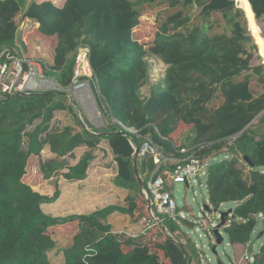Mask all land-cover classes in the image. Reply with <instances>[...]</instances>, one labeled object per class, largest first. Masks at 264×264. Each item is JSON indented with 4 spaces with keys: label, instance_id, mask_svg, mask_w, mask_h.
<instances>
[{
    "label": "trees",
    "instance_id": "1",
    "mask_svg": "<svg viewBox=\"0 0 264 264\" xmlns=\"http://www.w3.org/2000/svg\"><path fill=\"white\" fill-rule=\"evenodd\" d=\"M233 1L66 0L62 8H57L51 2L0 0V46L8 44L15 54L17 15L35 21L41 35L58 39L52 70L60 74L56 80L62 85L72 77L75 50L81 44L88 46L106 113L113 112L116 117L110 114L111 117L138 132L109 133L115 125L105 130H86L75 115L74 104L62 93L0 94V264H52L49 253L57 247L49 230L75 221L79 232L63 248V264L192 262L185 247L165 227L121 241L111 233L109 225L102 223L115 212L134 217L138 195L144 211L138 214L139 219L148 216L135 165L145 187L155 166L151 157L138 161L131 147L133 143L140 148L145 139L153 141L164 154L181 157L176 151L242 133L229 149L234 155L231 160L207 166V203L215 210L222 204L234 205L235 219L227 218L223 232L233 246L249 244L256 217L261 215L264 220V91L253 97L249 88L252 77L264 86L262 59L257 57V66L251 64L258 50L253 39L259 40L261 31L255 19L259 21L264 16V0ZM142 6L150 11L157 7L175 11L157 27L154 38L148 37L145 40L150 41L143 43L134 38V30L143 26ZM188 7L198 8V24L190 26L191 19L185 15ZM213 15H220L230 26L229 33L208 35V30L214 28V22L209 20ZM25 29L24 35L28 32ZM149 56L162 62L165 72L145 98L141 89L151 73ZM261 56L264 58V52ZM57 111H68L77 129L67 126L50 130ZM259 114L257 126L246 128ZM176 134V140L183 134L187 143L178 145ZM134 136L142 143L135 144L131 138ZM101 141L108 142L117 163L116 185L130 192L127 207H108L89 216L66 218L45 214L41 205L54 203L60 191L55 185L54 195L46 197L28 185L37 176L29 158H40L48 146L56 159L40 161L43 179L61 176L69 182L81 181L87 178V170L95 159L93 152ZM81 147L87 152L77 164L70 166L60 161L72 157L74 150ZM214 147L202 154L208 155ZM237 155L248 157L254 164L247 179ZM64 169L67 172L62 174ZM144 173L148 175L143 176ZM181 222L194 228L192 223ZM144 240V250L138 249L136 243ZM143 253L148 256L142 258ZM256 264H264V244Z\"/></svg>",
    "mask_w": 264,
    "mask_h": 264
},
{
    "label": "rangeland",
    "instance_id": "2",
    "mask_svg": "<svg viewBox=\"0 0 264 264\" xmlns=\"http://www.w3.org/2000/svg\"><path fill=\"white\" fill-rule=\"evenodd\" d=\"M140 11H141L140 21H141V25L143 26L142 27L138 26L134 30L135 33L134 38L136 40H141L142 43L147 41L149 42L150 40H145V39H147L148 37L152 38L153 36H155L157 32L156 30L157 27H159L160 24L163 21H165V19L168 16L174 14L175 12L172 10H164V7H157L156 9L150 11L143 6L140 8ZM198 13H199L198 8L195 7L187 8L185 15L189 16L191 19L190 26H193L196 23L198 24L197 21ZM209 20L214 22V28L212 30H208L207 32L208 35L230 32V26L227 25V23L221 18L220 15H213ZM14 23L17 24V26H15L16 35H17L15 36L17 41H15V45L13 46L16 49L15 54H17V56L20 58L23 57L30 58L38 63L39 71L42 75L37 76V78L41 77L43 79H56L60 74L52 70L53 60H54V50L51 40H48L45 43L44 39L38 38L34 34L31 35L30 38L32 39V43L26 44V42H28L29 40L26 42L22 40L24 35V33L22 32L24 31V28L22 29L21 27L19 15L16 17V20H14ZM32 28L33 26L29 25L28 27H26L25 30L31 32ZM42 44H45V47L42 46ZM3 48L5 49L10 47L8 44H3L0 46V49ZM20 48L22 49V52H20ZM257 57H259L258 50L254 53V59L251 63L252 66L259 65L260 61L257 60ZM147 60L149 65L151 66L150 69L151 73L148 83L141 89V93L143 94V96H145V98L151 95L152 88L157 85L159 77H161L165 72V66H163L162 62H160L158 59L149 56ZM70 61H72V59H70ZM255 81L256 79L253 78L249 86L254 96H258L264 91V86L259 85ZM157 94H159V92ZM70 102L72 103V105L74 104L75 115L79 119V121L84 125V128L86 130H91L92 127L88 122V117L83 110L84 108H81V106L75 99H73L72 101L70 99ZM218 103H220V101H218ZM110 114H112L113 117H116L113 112H110ZM259 116L256 118L255 124L253 122L254 126H257L258 123L257 119L259 118ZM105 121L108 124L107 128L113 127V125L111 124L112 118L105 115ZM67 126H71L77 129L72 115L68 113V111L55 112L54 118L50 123V130H62ZM112 130H117L116 131L117 133H124L118 125H115V127L111 129L109 133L114 132ZM183 134L180 136L181 139ZM131 138L133 139L134 143L137 145L142 143V140L139 137L134 136V138L133 137ZM184 141L185 143H187L185 139ZM101 142L102 143H100L99 146L93 152L94 155H96L97 163L91 168V170L94 168H99L102 170V172L108 175V178H110V180H116V176L119 170L116 169V167L112 163L111 158L113 157V155L112 154L109 155L106 151V150H110L109 145L107 144L108 142L106 141H101ZM234 144H235V140H230L228 138L223 143H219L217 147L212 148L211 152L208 153V155L205 156L204 154H202L201 158L204 159V163H205L203 170L205 168L206 174L204 171H202L199 178L191 179L188 188L187 186H185V184L183 185L175 184L173 186L172 195L178 205V211L185 216V218L187 219L185 221L194 224L195 226H197V229L192 230V228H187L186 226H184L181 221L178 222L172 221L171 219H168L167 217L158 214L160 219L163 220V226L166 228V230L170 231L172 236L176 238V240L180 244H182L183 247H185L186 252L191 257L192 260L191 264H220V262L222 264H237L239 262L240 264H252L253 256L255 254H258L261 246L264 244V220L263 217L260 215L256 217L257 220L256 228L252 233L249 244H247L245 248H238L235 250L233 245L229 242L228 236L224 234L222 228L220 230V234L222 235L224 242L222 245L217 246L216 248L217 255H214L212 253V247L216 243V239L213 234V228L219 224V216L217 215V213L214 212L215 209L207 203L208 202V197H207L208 188L206 187L207 166L217 164L222 161L231 160L234 157V155L231 154L229 149L234 147L235 146ZM85 152H87V149L85 147L77 148L76 150H74L72 157H66L64 159H61L60 161L62 162L65 161L68 165L74 166L75 164L78 163V161L81 159L82 155ZM237 156L239 159V167L244 171V179H247L251 167L244 162L243 160L244 157H242V155H237ZM41 157L40 158L30 157L29 159L30 163L34 166L33 169L36 171L37 174V176L30 179L29 182L30 186L33 188V190H35V192L42 189V187H39L38 183L39 182L43 183L42 181H40L42 180L41 179L42 174L39 168L40 161L42 160L46 162V161H53L56 159V156L50 153L47 147L43 149ZM172 161L173 160H171V162ZM176 161H174L172 164H166L165 168L171 169V167H173V165L177 163ZM141 169L139 168L140 171ZM66 172L67 169L62 170V174ZM138 200L139 201L141 200V197L139 195H138ZM205 205H208L212 209L211 212H206L204 210ZM233 208L234 205L232 204H222L218 208L219 209L218 211L227 212L228 210L231 209L233 210ZM129 216L130 215H128L127 217H123L122 219H119L117 221L119 230L123 231L117 234L118 238H120L121 241H124L127 238H131L129 237L130 235L138 236V234L127 232L128 229L127 226L125 227V222L129 218ZM145 224L146 223H143V227L145 226ZM139 226L141 228V225ZM171 227H173L175 230L173 231ZM125 231L127 233H124ZM261 232L263 233V235L258 238ZM48 234H50V236L53 237L57 247L54 251L49 253L50 261L52 264H63L62 250L63 248H66L70 244L71 236H69L67 230L63 228L60 230L50 229ZM136 245H138L137 246L138 249L144 250L142 248L145 245H143L142 241L136 243ZM124 250H126V248H124ZM244 252L246 253L247 256H249L252 259L251 263H246L243 261L245 257ZM147 256H148L147 253H143L142 258H146Z\"/></svg>",
    "mask_w": 264,
    "mask_h": 264
},
{
    "label": "built area",
    "instance_id": "3",
    "mask_svg": "<svg viewBox=\"0 0 264 264\" xmlns=\"http://www.w3.org/2000/svg\"><path fill=\"white\" fill-rule=\"evenodd\" d=\"M90 48L86 45H80L73 55V73L70 82L62 85L56 79L37 78L42 74L39 71V65L30 58H20L9 50L0 54V94H37V93H62L71 101L77 100L81 108L88 117V122L95 130L107 128L105 121L106 105L102 102L100 96V87L98 79L90 65ZM26 66V71L23 66ZM112 118V125H118L123 132L136 135L138 132L133 128H128L117 119ZM242 133L228 137L230 140H237ZM226 138V139H228ZM223 139L207 145H199L193 149H181L176 151L181 157H176L172 153L164 154L159 150L153 141L145 139L140 148L131 143L134 156L138 161L151 157L155 166L149 181L146 183L142 194L150 207L146 206L148 216L142 217L143 227L140 235H130L129 237H139L145 235L150 229L163 226V220L158 214L171 220H187L185 216L178 211V205L173 198L172 189L175 184H190L191 179L200 177L202 171L205 172L204 159L201 158L202 151L217 146L226 141ZM171 160H173L171 162ZM177 160V161H176ZM175 163L171 169L165 168L166 164ZM167 169V170H166ZM188 184V185H186ZM207 187V186H206ZM217 210V215L219 216ZM220 218V216H219ZM196 223V222H194ZM197 229L194 225L192 230ZM244 262L251 263L252 259L245 255ZM237 264H240L237 263Z\"/></svg>",
    "mask_w": 264,
    "mask_h": 264
},
{
    "label": "crops",
    "instance_id": "4",
    "mask_svg": "<svg viewBox=\"0 0 264 264\" xmlns=\"http://www.w3.org/2000/svg\"><path fill=\"white\" fill-rule=\"evenodd\" d=\"M34 2H36L38 4L42 3V2H51L53 5H55V7L62 8L64 6L66 0H41V1L34 0ZM248 3H249V1H248ZM235 4H236V2H235ZM250 10H251V5H250ZM21 15L22 14H19L20 24H21L22 29L23 28L25 29L29 25L33 26L32 31L30 32V36L27 37V33H28L27 32L25 35H23L22 40H24L26 42V41L30 40L31 35L35 34L36 37L44 39L45 43L48 40H51V43L53 44V50H54L56 43H57V40H58L56 38V36L46 37L44 35H41L37 30L39 27V24L33 20H30V19H22ZM253 16H254V14H253ZM16 17L14 20H16ZM254 19H255V16H254ZM255 22L258 23L259 26L258 25L257 26H258V28L260 27L259 31L260 30L261 31L259 32V40H255V39H253V40H254L255 44L257 45L258 55L262 59V62L264 64V58L261 56V52H264V16L259 21L255 19ZM16 26H17V24H16ZM20 31H21V28H20ZM22 33H24V31ZM17 34H18V31H17ZM15 35H16V33H15ZM16 36H15V38H16ZM26 44H28V42H26ZM261 45H262V48H260ZM42 46L45 47V44H42ZM5 50L11 51L10 48L3 49V51H5ZM253 78L254 77H252V79ZM252 79H251V81H252ZM249 88H250V86H249ZM252 95H253V97H256V96H254L253 93H252ZM262 113H264V112H262ZM259 115H261V114H259ZM255 120L252 121L246 128H248L251 124H253V122L255 124ZM257 121H258V119H257ZM107 127H108V124H107ZM185 138H186L185 136L182 137V139L180 137H178V140H176L177 139V134H176L174 137V140L178 141V145H179V144L183 143ZM258 138L259 137H256L255 140H259ZM46 147L49 150V147L48 146H46ZM183 148H186V147H183ZM106 151L109 155L112 154L111 149L106 150ZM49 152H50V150H49ZM32 157H35V156H31V158ZM111 160H112L113 165L116 167V169H118L117 163L114 160V156L111 158ZM96 163H97V158L95 155V159L91 163V166H89L90 167L88 169L89 171H87V176H86L87 178H85L84 180H81V181L69 182V181L64 180L61 176L54 177V178H51L49 180H44L43 177H41L42 180H40V181H42L43 183L39 182L38 185H39V187H42V189H40L39 191L36 190L37 193H39L42 196L52 197L55 193V189H56L55 185H57V187L60 191V196L54 203L41 205L42 211L45 212V214L50 215V216L55 217V218H66V217H70V216H74V215L89 216L93 213H96V211L103 210V209L108 208V207L126 208L127 207L126 206V199L130 195L129 194L130 192L127 189L118 187L116 185V180H110V178H108V175L105 174L104 172H102L101 169L94 168L91 170V168ZM146 175H148V174L144 173L143 176H146ZM150 175L148 177L147 182L149 181V178L151 177ZM115 176H116V174H115ZM25 183L27 184L28 181ZM28 185L30 186L29 183H28ZM80 189H81V191H80ZM136 206L137 207H136V210L134 211V217L129 216V218L125 222V227L127 226V229H128L127 232L128 233L140 235V232L143 229V221L141 220V218L139 219V215H138L140 212H142L141 211L142 209H140L142 204L138 199L136 201ZM146 206H147V203H146ZM142 213H144V211ZM127 216L128 215L122 214L120 212H115V213L111 214L105 222L102 221V223H106L107 225H109L111 227V233L118 236L117 234L120 232H123V231L119 230V226L117 225V221L119 219H122L123 217H127ZM139 225H141V228ZM62 228L67 230V233L69 236H71V239L79 232L78 223L76 221L68 223L66 225L58 226L54 229L60 230ZM127 232L125 231L124 233H127ZM137 232H139V233H137ZM71 239H70V244H71ZM142 242H143V245L146 244V240H144ZM246 246L247 245H234L233 247L236 250L238 248H245ZM126 248H129V247H126ZM158 255L160 256V258H163L162 252L159 251ZM244 255H246V253Z\"/></svg>",
    "mask_w": 264,
    "mask_h": 264
},
{
    "label": "water",
    "instance_id": "5",
    "mask_svg": "<svg viewBox=\"0 0 264 264\" xmlns=\"http://www.w3.org/2000/svg\"><path fill=\"white\" fill-rule=\"evenodd\" d=\"M235 7L238 8L236 4H235ZM238 9H240V8H238ZM23 69L26 71V66L25 65L23 66ZM243 160L248 166H250L251 168H254V164L249 160L248 157L245 156L243 158ZM135 173H136V178H137V182H138V184L140 186V189H141V191H143L145 189V185L142 183V181L140 180V177L137 174V166L136 165H135ZM186 185H188V184H186ZM147 206L150 207V202L149 201H147ZM204 210L206 212H211V210H210L208 205H205ZM214 212L217 213L216 210ZM219 216H220L219 224L216 227L213 228V234H214V237L216 239V243L212 247V253L214 255H217V252H216L217 246L222 245L223 242H224V239H223L222 235L220 234V230L226 226V224H227L226 220H227L228 217L231 220L235 219L232 209L228 210L227 212H219ZM262 235H263V233L261 232L259 234L258 238L261 237ZM257 260H258V254H255L253 256V263L252 264H256ZM187 264H191V261H188ZM220 264H222V263L220 262Z\"/></svg>",
    "mask_w": 264,
    "mask_h": 264
},
{
    "label": "bare ground",
    "instance_id": "6",
    "mask_svg": "<svg viewBox=\"0 0 264 264\" xmlns=\"http://www.w3.org/2000/svg\"><path fill=\"white\" fill-rule=\"evenodd\" d=\"M210 208V207H209ZM210 210H212L211 208H210ZM219 210V209H218ZM215 211V210H214ZM216 211H217V209H216Z\"/></svg>",
    "mask_w": 264,
    "mask_h": 264
}]
</instances>
